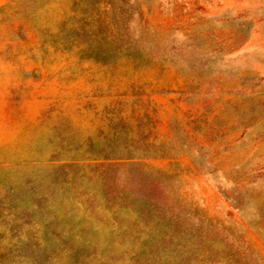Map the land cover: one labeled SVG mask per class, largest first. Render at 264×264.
<instances>
[{"label": "rangeland", "instance_id": "rangeland-1", "mask_svg": "<svg viewBox=\"0 0 264 264\" xmlns=\"http://www.w3.org/2000/svg\"><path fill=\"white\" fill-rule=\"evenodd\" d=\"M0 264H264V0H0Z\"/></svg>", "mask_w": 264, "mask_h": 264}, {"label": "trees", "instance_id": "trees-1", "mask_svg": "<svg viewBox=\"0 0 264 264\" xmlns=\"http://www.w3.org/2000/svg\"><path fill=\"white\" fill-rule=\"evenodd\" d=\"M111 1V0H110ZM110 3H112V2H110ZM110 3H108V4H110ZM111 5V4H110Z\"/></svg>", "mask_w": 264, "mask_h": 264}]
</instances>
